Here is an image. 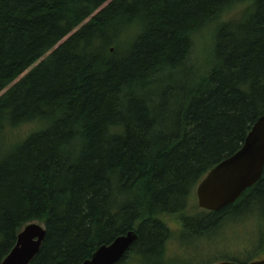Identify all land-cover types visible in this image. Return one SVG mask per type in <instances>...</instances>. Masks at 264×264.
I'll list each match as a JSON object with an SVG mask.
<instances>
[{
	"label": "trees",
	"instance_id": "trees-1",
	"mask_svg": "<svg viewBox=\"0 0 264 264\" xmlns=\"http://www.w3.org/2000/svg\"><path fill=\"white\" fill-rule=\"evenodd\" d=\"M263 115L264 0H0V264L33 223L31 264H82L131 231L117 264H170L176 216L195 241L252 216L264 260V168L186 216Z\"/></svg>",
	"mask_w": 264,
	"mask_h": 264
},
{
	"label": "water",
	"instance_id": "water-1",
	"mask_svg": "<svg viewBox=\"0 0 264 264\" xmlns=\"http://www.w3.org/2000/svg\"><path fill=\"white\" fill-rule=\"evenodd\" d=\"M264 168V115L252 126L241 149L220 162L196 188L198 207L218 213L233 205L262 177ZM45 228L33 223L17 236L15 246L1 264H31L45 239ZM137 240L134 232L118 237L110 245L100 247L82 264H117ZM219 264H237L222 262ZM249 264H264V260Z\"/></svg>",
	"mask_w": 264,
	"mask_h": 264
},
{
	"label": "rangeland",
	"instance_id": "rangeland-1",
	"mask_svg": "<svg viewBox=\"0 0 264 264\" xmlns=\"http://www.w3.org/2000/svg\"><path fill=\"white\" fill-rule=\"evenodd\" d=\"M203 45L205 47L208 45L206 34L201 36L196 52L194 51L193 59H195V54L199 55L201 53ZM205 213L207 211L198 207L195 189L190 198L186 216L187 218H195ZM251 217L248 216L234 222L225 220L217 233L207 235L200 241H195V230H193V227H189L186 230L184 227L181 228L178 216L164 219L171 232V239L166 246L167 263L216 264L224 261L233 262L237 260V262L241 263L248 261L251 255L254 254L250 247L255 243L256 245L259 243L256 232L258 223ZM249 263L251 262L248 261Z\"/></svg>",
	"mask_w": 264,
	"mask_h": 264
}]
</instances>
